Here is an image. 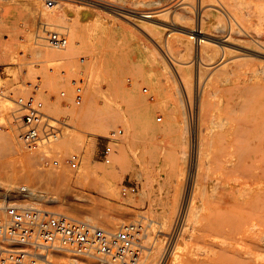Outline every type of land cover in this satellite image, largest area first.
Instances as JSON below:
<instances>
[{
    "label": "rangeland",
    "instance_id": "obj_1",
    "mask_svg": "<svg viewBox=\"0 0 264 264\" xmlns=\"http://www.w3.org/2000/svg\"><path fill=\"white\" fill-rule=\"evenodd\" d=\"M31 1L39 2L34 16L26 6ZM128 1L136 7L144 3L150 7L154 0ZM74 2L53 1V5L67 3L68 13L59 20H47L41 10L53 7L48 0H0V100L12 104L0 106V171L13 176L52 168L61 172L65 185L79 200L71 199L64 204L35 201L37 204L32 206L66 213L106 231V222L118 215L122 221L112 231L115 233L133 223L140 225L144 238L138 241L142 246L139 264H145L171 212L176 214L185 202L191 164L193 173L194 164L196 167L198 163L197 135L193 140L191 129L192 122H197L201 160L193 185L190 180L194 212L185 221L183 235L189 256L203 253L201 229L210 202L207 160L220 141V134L212 126L221 115L223 95L218 92L205 99L199 93L198 97L196 87L191 98L180 79L176 83L172 73L171 76L162 73L155 57L146 50L142 61L135 62L138 47L130 35L116 34L110 26L76 28V16L80 20L81 13L78 2L77 6ZM238 21L264 41V0H246L240 7ZM55 31L64 33L61 48L55 49L67 51L69 47L70 59L52 62L25 51L30 44L50 48L43 44L50 43ZM189 59L187 56L185 60ZM246 59L264 70V57ZM169 67L172 71V66ZM31 92L37 97L27 102V106L21 104L24 94ZM200 104L201 114L206 112L201 119ZM33 108L50 116V124L59 128L58 138L36 142L32 149L22 140L17 146L19 151L6 148L3 135L9 131L14 134L15 116L22 119ZM21 125L18 138L26 131L22 120ZM70 138L76 140L75 144L65 143ZM119 138L125 147L123 155L117 146ZM117 161H120L117 172L110 178L111 186L106 188L102 172ZM125 186H135V192L123 194ZM24 201L30 199L0 196V205L23 206ZM71 259L72 255L62 253L55 260L57 264H72ZM87 259L101 264L93 258L78 260Z\"/></svg>",
    "mask_w": 264,
    "mask_h": 264
},
{
    "label": "bare ground",
    "instance_id": "obj_2",
    "mask_svg": "<svg viewBox=\"0 0 264 264\" xmlns=\"http://www.w3.org/2000/svg\"><path fill=\"white\" fill-rule=\"evenodd\" d=\"M74 1L78 2L81 13L80 20L76 16V28L110 26L116 34L130 35L132 43L138 47L135 62L140 63L148 51L155 57L162 73L170 76L172 73L176 83L180 79L191 98L196 87L198 97L201 93L205 99H210L218 92L224 97L221 115L212 126L213 131L220 134V141L211 149L207 160L210 202L206 223L201 229L205 250L189 256L183 235L185 221L194 212L191 190L189 193L190 180L193 185L201 160L198 124L192 122V139L197 135L198 163L196 167L194 164L192 173L193 165L189 161L191 172L185 202L176 214L171 212L145 264H264V70L246 59L264 57V41L238 21L240 7L246 0H154L150 7L146 3L136 7L128 0ZM38 5L36 1L26 4L31 16L36 15ZM67 6V3H58L50 10L43 7L41 14L47 20H59L68 13ZM63 34L53 32L50 43L43 44L50 48L30 44L25 51L52 62L59 58L70 59L69 47L67 51L55 49L61 48ZM69 40L72 42L73 38ZM187 56L188 61L185 60ZM36 97L33 92L26 93L20 103L27 106V102ZM116 104L123 111L122 104ZM11 105L0 100V106ZM201 111L203 106L200 104V119L202 115L206 116V112L201 114ZM21 120L15 116L18 128H12L14 134L9 131L3 135V145L12 151H19ZM118 140L119 154L123 155V139ZM75 141L70 138L65 143L73 145ZM118 163L120 161L108 165L102 172L101 180L106 188L112 184L110 178L117 172ZM64 180V175L53 168L19 176L0 171V196L7 199L27 197L30 201H24V207H32L37 204L35 201L64 204L71 199L79 200L77 195H72ZM73 213L76 214V210ZM121 221L118 215L108 220V231H115ZM78 259H71V263L95 264L89 259Z\"/></svg>",
    "mask_w": 264,
    "mask_h": 264
},
{
    "label": "built area",
    "instance_id": "obj_3",
    "mask_svg": "<svg viewBox=\"0 0 264 264\" xmlns=\"http://www.w3.org/2000/svg\"><path fill=\"white\" fill-rule=\"evenodd\" d=\"M54 0H48L53 6ZM26 128L20 138L31 148L36 142L57 139L59 128L42 112L32 109L23 116ZM110 148L106 149L109 154ZM125 186L123 194L135 192ZM141 226L130 224L108 232L66 213L38 207L0 205V264H57L68 253L74 258H94L116 264H139Z\"/></svg>",
    "mask_w": 264,
    "mask_h": 264
}]
</instances>
